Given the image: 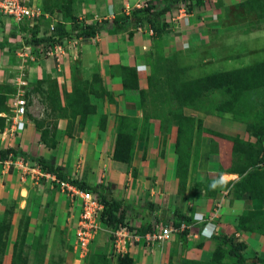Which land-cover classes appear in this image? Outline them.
I'll return each instance as SVG.
<instances>
[{"label":"crops","instance_id":"crops-1","mask_svg":"<svg viewBox=\"0 0 264 264\" xmlns=\"http://www.w3.org/2000/svg\"><path fill=\"white\" fill-rule=\"evenodd\" d=\"M147 1L156 5L163 3V0H81L79 6L74 8L73 15L78 22H110L117 14L129 13L135 7L144 6ZM243 1L204 0V3L218 6H213L212 10L227 11L233 6L236 10L235 5ZM57 13L56 20L70 29L74 23L72 19L67 18L61 11ZM207 13L200 17L194 13L185 15L187 25H193L194 29L191 28L190 32L185 34L184 43L177 41L179 36L172 33L173 28L168 34L173 38L175 36L174 44L172 42L170 45L177 51L195 47L181 56V52L178 55V64L184 68L182 78L202 76L203 74L193 73L221 59V54L225 53L222 49L206 45L205 37L213 30V20ZM224 20H220L219 28L226 30ZM227 20L230 21V31L227 35H233L240 29L241 32L238 31L237 36L242 34L246 37L254 36L256 39L264 38L263 25L247 29L246 24H243L242 28L239 26L241 23L233 22V17L226 18ZM149 29L130 27L117 30L107 25L95 36H78L76 45L64 42L59 44L54 54L44 56L36 47L34 51L35 49L27 43L29 30L21 31L20 26H5L4 16L0 15V42H6L11 47L0 49V82L23 81L26 85L41 81L43 88L47 90L46 93L49 92L50 82L58 88V95H41L36 92L37 95H31V98L27 99L23 128L12 132L9 126H6L0 130V150L12 147L29 156L26 158L10 153L6 158H0V220L9 206H13L12 225L18 224L23 215L28 217L26 236L29 242L31 234L43 227L49 215L52 216L50 222L53 225L64 228L69 222V229L74 228L81 208L80 198L67 186H61L62 180L57 179L53 173L39 168L37 161L32 159L36 157L53 159L54 164L61 166L67 175L89 185H109L112 195L128 205L126 221L134 211L141 210V214L149 218L152 227L155 225L166 228L174 225L178 213L191 215L193 219L189 223V233L185 239L191 242L190 247L180 251V234L172 233L168 241L158 244L159 250H153L162 260L171 250L175 257L179 254L178 256L186 258L203 259L201 252L207 245H212L211 237L217 229L226 233L234 232L238 236L244 235L237 228V219L240 214L254 210V201L248 198L233 199L229 187L222 185L217 186L214 196L205 185L199 186L210 178L218 177L232 182L239 178L238 174L226 170L232 160V141L214 132L227 136L238 135L242 139L255 141L253 136L247 135L244 122L234 119L230 114L220 116L214 112L200 110L197 106L183 108L184 114L202 121L201 130L197 132L195 126L192 134V151L185 185H181L180 176L176 173L175 144L178 123L171 118L168 122H165L163 117L149 120L146 146L141 141H136L130 164L114 160L112 157L117 116L128 115L140 119L144 113L139 89H148L149 70L145 56L152 39ZM129 30L132 31L131 37L127 35ZM42 32L43 28L39 35H42ZM12 46L17 47L12 50ZM254 51L252 50V53ZM252 53L246 50L231 55L226 53L222 59L239 58V67L263 61L264 43L256 50L260 55L252 59ZM245 56L249 58L243 62L242 57ZM118 65L136 68L139 89L125 88L122 85ZM74 73L81 79L82 89L89 94L90 103L95 106V113L89 115L83 125L78 123L79 117L76 116L68 133L67 116L57 113L59 109L69 113V110L65 109V97L72 89ZM56 89L52 94L56 93ZM10 96L12 95L8 97ZM110 96L113 100L109 99ZM52 97L57 99L60 108L51 107ZM38 100H43L40 103L42 106L45 104L46 110L34 112V105ZM100 115H106L104 128L99 126ZM167 117H170L169 114ZM33 118L45 119L44 127L50 130L47 138L55 139V148H50L40 140V130L36 129ZM50 120L51 123H48ZM207 129L213 132H208ZM206 145H209L210 149L205 153V159L201 152ZM197 146L199 152L195 153ZM252 202L253 205H250ZM247 233V246L250 236L256 237L261 244L257 256L263 255L264 235ZM198 241H201V247H197ZM187 251L191 252V257L186 255ZM141 259L146 262V258ZM8 262L6 255L3 264Z\"/></svg>","mask_w":264,"mask_h":264},{"label":"trees","instance_id":"trees-1","mask_svg":"<svg viewBox=\"0 0 264 264\" xmlns=\"http://www.w3.org/2000/svg\"><path fill=\"white\" fill-rule=\"evenodd\" d=\"M188 1L190 2V0H163V3L159 5L147 1L144 6L135 7L129 13L122 12L117 14L110 22L107 20L93 21L92 23H85L83 21L78 22L73 15V9L72 14L68 13V16L64 14L74 22L72 27L68 29L62 22L55 21L51 22L54 24V31L51 32L48 28L49 25L47 27L40 25L39 27L38 19L33 26H28L26 24H20L18 26H20L21 31H25V29L29 30V39L26 40L27 43L34 48L39 43L47 40L60 42L63 37H92L107 25H111L113 29L117 30L128 29L130 27L150 28L153 32L152 38L159 39L170 34L172 31V23L168 20V14L177 9L178 5ZM195 1L201 2L199 7L204 6V0ZM239 5L258 9L257 16L264 18V0H244L239 3ZM186 7L189 10H192L190 4ZM41 28H43V32L42 35H39ZM75 30L77 31L76 33L74 32ZM127 35L128 37H131L132 31L129 30ZM4 47L11 48L8 43L0 42V49ZM12 47V50H15L17 46ZM178 55L179 52L177 58ZM118 68L121 72L120 76L122 78V85L125 88L139 89L136 68H129L120 65H118ZM183 72L184 68L180 67L176 60L171 67L167 69L165 75V87L168 93L172 94V98L177 101L178 108L169 114L170 117L162 118L165 122H168L171 118L178 123L175 150L177 153L176 173L180 176V183L181 185H185L194 127L196 126L197 132H199L202 124L200 119L195 120L194 116L184 114L183 108L196 107L202 97L209 92L224 91L228 97L219 101L215 105L214 111L210 112H214L220 116L227 113L234 119L244 122L246 124L245 129L247 135L253 136L255 141L242 139L238 135L227 136L222 133L214 132V134L232 141V163L227 169V172L238 174L239 178L234 182L225 181L218 177L210 178L203 184H199V186L205 185L210 194L214 196L216 194L215 190L217 186L222 185L229 187L233 199L241 200L243 198H248L249 200H253L255 202L254 210H249L238 216L237 228L244 232L247 231L264 235V217L260 215L258 211H255L264 204V116L255 122H247L246 120H242L233 115L235 108L234 105L238 103L245 91L264 86V60L252 65L214 71L190 79L182 78ZM113 73L112 70V74ZM149 80L150 77L148 75V89L151 86ZM40 82L41 81H36L37 84ZM40 86L42 89L37 92L46 95L47 90L43 88L42 84ZM145 92L146 90L139 89L143 107ZM88 95L89 94L82 89L81 79L78 77V79L73 81L72 78V89L69 93H66L65 97V109L69 110L67 116L68 125L66 129L68 133L72 126L71 123L76 116L79 117L78 123L83 125L86 118L95 113V106L90 103ZM109 99L113 100L111 96ZM5 101L6 98L3 95H0V113L8 111V107L6 108L5 106ZM156 117L159 116L149 115L147 112H144L140 119L128 115H118L115 127L113 159L130 164L136 141L139 140L146 146L149 120ZM44 121L45 119L33 118L36 129L40 130V140L50 148H55V139L52 137L47 138L50 130L44 127ZM99 121L100 128H104L106 115H100ZM5 125V117L0 116V130H2ZM207 131L213 132L210 129H207ZM10 153L14 156L20 155L29 158L26 153L12 147L0 150V158H6ZM32 159L36 160L43 170L53 173L57 179L66 181L79 189L89 190L96 193L103 203L100 221L103 222L104 225L114 230L119 227L128 226L126 221L128 205H126L122 199L112 195L109 185L105 183L89 185L84 181L73 178L67 175L61 166L55 165L54 160L51 158L36 157ZM12 215L13 206H9L5 209L4 216L0 220V264L4 263L6 257V242L12 225ZM49 217L51 221L52 216L49 215ZM176 218L177 221L173 222L176 227H179L181 222L189 225L193 219L191 215L181 212L177 214ZM28 223V217H26L25 222L20 225L21 231H18V234L22 236V244L25 242ZM145 231L146 228H142L140 232L144 233ZM188 233L189 227L179 232L180 237L183 240L186 239ZM109 237H111V235H109ZM212 238L218 240V242H216L208 262H202L200 261L201 259L184 258L183 264H220L222 259L227 255L233 258V263L231 264H250L247 262L243 253L247 247V242L236 236L234 232L229 234L218 231L217 229L212 235ZM201 246V243H197V247ZM26 261V258L21 256L20 246L14 242L9 264H26ZM257 261L258 264H264V254L259 256ZM109 262L106 254L101 253L97 255L96 264H109ZM117 264H134L133 257L126 252L118 257Z\"/></svg>","mask_w":264,"mask_h":264},{"label":"rangeland","instance_id":"rangeland-1","mask_svg":"<svg viewBox=\"0 0 264 264\" xmlns=\"http://www.w3.org/2000/svg\"><path fill=\"white\" fill-rule=\"evenodd\" d=\"M200 3L201 2L190 0V2H184L178 5L177 8H185V6H188V4H190L193 7V13L195 15L199 16V13L202 10H205L206 13L209 12L207 14L209 15V18L213 20V30L211 34L205 37L206 45H208L209 47H213L214 49H222V51L225 52L224 54L227 53L228 55L245 52V50L250 51V54L252 53V50H255L254 53H252V59L260 55L259 53H256V50H258V48L264 43V38L256 39V37L254 38V36L246 37L242 34L240 36H237V32H241L240 29L235 31L233 35H227V33L230 31L228 26V22L230 21H226V18L233 17V22L241 23V25L239 24V26H241L242 28V25L246 24L247 29H253L262 25L264 26V18H260L257 16V13L259 11L258 9H252L249 6H241L237 4L235 5L236 10L233 6L230 8V10L228 9L227 11H215L212 9L213 6L218 8L217 5L212 3H204L203 9L201 6L199 7ZM25 4H33L35 9H37L40 13L49 14V18H45L43 14H41V16L38 18V26L40 27V25H42L44 27H47L49 23L58 21L56 20L58 11L63 12L66 16H68V13L72 14V10L75 7L79 6L80 0H25ZM177 14L179 16H177L178 20H176L175 22L174 20H171L173 28L172 33L179 36L176 38L177 41H182V43H184L186 38L185 34H187V32H190L191 28L194 29V27L193 25H187V20L185 18L186 16L183 12L182 14L177 12ZM0 15H3L1 11ZM169 17H171V15ZM172 17H175V14ZM221 19H225L224 26L226 30L219 28V22ZM233 25L238 26L236 24ZM171 38L173 39V41ZM174 38L166 35L159 39L152 38L149 41L145 61L149 70V84H151V86L146 90L144 94V112H147L149 115L151 114L156 116L158 115L159 117H167L168 114H171L172 111H175L178 108L177 101L172 98V94L168 93L165 87V75L167 69L171 67L173 62L175 60L178 61V52H181V56L182 54H184V52H188L195 47L191 49L185 48L184 50L177 51L175 47L170 45L172 42L174 44ZM241 40L243 41L241 42ZM179 45V47L181 48V43ZM33 49H35L34 51H36V48L33 47ZM224 54H221V59L215 60L205 65L199 71L200 73L197 72L193 74L205 75L209 71L213 72L216 69L228 70L239 67V58L222 59ZM248 58V56L242 57V61L245 62ZM76 79H78V74L74 73L73 81ZM184 79L188 78L185 76ZM50 83L51 85L48 89L49 92L46 93V95H58V88L56 89L54 87L55 85L53 84V82ZM40 85V83L37 84L36 82L28 83L26 85H22L17 81L14 83L0 82V95H3L6 98L5 106L7 108V102L9 98L8 96L12 95V93H16L15 91H17V88L20 87V93L24 95L26 99H29L31 98V95H37L36 92L42 89ZM55 89L56 93L52 94V91H54ZM226 97H228V95L221 90L216 92H209L202 97L197 106L200 110L203 111H214L215 105ZM38 102H35L36 105L34 106L36 109H34V112H39L40 110L45 108V104H43V106L41 105L43 100H40L41 103ZM51 107L53 109H56L57 107L60 108L56 98L52 97ZM234 107L235 108L233 115L237 116L238 118L246 120L247 122H255L259 120L264 116V86L245 91L239 99L238 103L234 105ZM27 111L28 107L26 112ZM57 114H64L65 116H68L69 113L66 110L62 112L59 109ZM48 123H51V120ZM205 142H207L206 139ZM195 148V153H198V146ZM209 149V145L206 148L204 146V149L201 152L203 158L206 159L205 153L207 154V150ZM191 151L192 145L190 146V153ZM230 166H228L226 170ZM250 205H253V202ZM255 211H258V213L264 217V204L261 207L257 208ZM128 219L129 220H127V227H119L115 230L107 227L103 224V222H101L96 229L94 238L91 240L88 247H86V251L83 253V256H81V253L78 250L79 247L75 248L77 246V241L75 240L74 236L75 231L72 230L73 228L69 229V222H67V225H65L64 228H60L50 222V217L46 219L47 221L42 228L34 230V234H31V236L29 234L31 242L28 241V237L26 236L25 242H23L22 244V236L18 234V231H21L20 225L25 222V215H23L20 218L18 224L11 225V229L7 236L6 255L10 262L12 246L15 242L20 246L21 256L26 258V264H96L97 255L101 253H104L108 256V259L110 261L109 264H117L118 257L126 252H128L133 257L134 264H183L184 258L186 257L178 256L179 254L177 255V257H175L172 250L168 251L169 253L165 254V257L162 260V258L158 254L153 252V250H159L160 245L153 246L149 244L143 237L144 234L148 231H158V229L162 230L163 228L161 226H159L158 229L155 225L154 227H152L151 224H149V218H145L144 215L141 214V210L134 211L128 216ZM16 225L17 227H15ZM142 228H146V231L144 233L140 232ZM241 234H244V237L240 235L236 236L244 240L248 238L247 231H241ZM109 235H111V237H109ZM180 239V251L183 252L190 247L189 245L191 242H187L181 237ZM211 239L212 245H207L205 247V250L201 252L200 256H202L203 259H201L200 261L202 262H208L210 260V255L213 250L212 247L214 248L216 242H218V240H214L212 237ZM197 243H201V241H198ZM248 243L249 246H247L243 252L244 256L246 257L248 263L258 264V261L256 259L260 256H257L260 248L259 246L261 245L260 240H257L256 237H253L251 235ZM186 255L190 257L192 256L191 252L188 251ZM141 257L146 258V262L141 261ZM231 263H233V258L229 255L225 256L220 262V264Z\"/></svg>","mask_w":264,"mask_h":264},{"label":"built area","instance_id":"built-area-1","mask_svg":"<svg viewBox=\"0 0 264 264\" xmlns=\"http://www.w3.org/2000/svg\"><path fill=\"white\" fill-rule=\"evenodd\" d=\"M189 2V1H188ZM186 8V9H185ZM185 8H177L170 14H168V20L177 19V12L184 15H191L192 11L189 10L186 6ZM203 8V7H202ZM204 9V8H203ZM0 11L2 12L4 19H5V26L15 27L17 28L20 24H26L28 26H33L37 19L43 14L45 18H49L48 13H40L33 4L27 5L25 4V0H0ZM175 14V17H172ZM200 16H204L206 14L205 10L201 11ZM171 15V17H169ZM179 17V16H178ZM49 31H54V24H49ZM141 29V27H138ZM77 32L76 30L74 31ZM150 33H153L151 29H149ZM64 42H70L72 44H77L78 37L73 36L72 38L63 37L61 38L60 42H54L51 40L43 41L39 43L36 48L39 53L44 56H50L55 53L56 49L58 48L59 44ZM31 46V45H29ZM21 84H25L23 81H19ZM21 89L17 88L15 94H12L7 102L8 111L1 112L0 116L5 117L6 126H9V129L12 132H16L19 129L23 128L25 124V108L27 104V99L21 93ZM38 167L41 166L37 163ZM61 186H67V188L73 191V194L78 196L81 200V208L79 212V216L73 228L75 240L77 241L78 250L83 256V253L86 251V247L90 244L91 240L95 236L96 229L98 228L100 221V215L103 210V203L100 200L99 196L96 193H93L89 190H82L78 187L64 181H60ZM189 225L181 222L179 227L175 225H170L162 230H159L158 226L156 228L158 231H148L144 234L145 240L153 245L156 246L158 244H162L165 241H168L172 233L181 232L182 230L188 228Z\"/></svg>","mask_w":264,"mask_h":264},{"label":"clouds","instance_id":"clouds-1","mask_svg":"<svg viewBox=\"0 0 264 264\" xmlns=\"http://www.w3.org/2000/svg\"><path fill=\"white\" fill-rule=\"evenodd\" d=\"M202 7L204 8V6H202ZM191 11H192V13H193V7H192V10H191ZM199 17H200V14H199ZM170 22H171V21H170Z\"/></svg>","mask_w":264,"mask_h":264}]
</instances>
